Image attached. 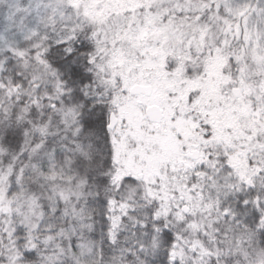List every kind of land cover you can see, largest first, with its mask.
Returning <instances> with one entry per match:
<instances>
[{
	"label": "snow or ice",
	"instance_id": "snow-or-ice-1",
	"mask_svg": "<svg viewBox=\"0 0 264 264\" xmlns=\"http://www.w3.org/2000/svg\"><path fill=\"white\" fill-rule=\"evenodd\" d=\"M0 264H264V0H0Z\"/></svg>",
	"mask_w": 264,
	"mask_h": 264
}]
</instances>
